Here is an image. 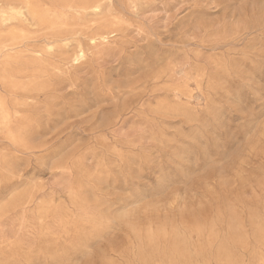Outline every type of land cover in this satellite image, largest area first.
Here are the masks:
<instances>
[{
    "label": "rangeland",
    "instance_id": "obj_1",
    "mask_svg": "<svg viewBox=\"0 0 264 264\" xmlns=\"http://www.w3.org/2000/svg\"><path fill=\"white\" fill-rule=\"evenodd\" d=\"M0 264H264V0H0Z\"/></svg>",
    "mask_w": 264,
    "mask_h": 264
}]
</instances>
